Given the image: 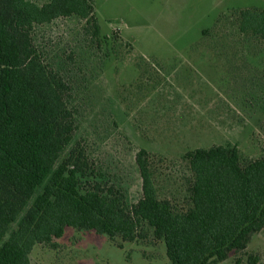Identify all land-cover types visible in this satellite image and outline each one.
Returning a JSON list of instances; mask_svg holds the SVG:
<instances>
[{
    "label": "rangeland",
    "instance_id": "374dc122",
    "mask_svg": "<svg viewBox=\"0 0 264 264\" xmlns=\"http://www.w3.org/2000/svg\"><path fill=\"white\" fill-rule=\"evenodd\" d=\"M92 2L97 36L77 15L33 31L41 58L73 87L78 112L79 128L57 166L80 142L133 204L142 196L136 157L146 150L159 198L187 210V152L233 144L246 159L264 157V33L243 30L242 18L264 12V0ZM147 233L124 242L67 228L55 247L35 246L31 264H169L164 242ZM247 252L264 264V231Z\"/></svg>",
    "mask_w": 264,
    "mask_h": 264
},
{
    "label": "trees",
    "instance_id": "16d2710c",
    "mask_svg": "<svg viewBox=\"0 0 264 264\" xmlns=\"http://www.w3.org/2000/svg\"><path fill=\"white\" fill-rule=\"evenodd\" d=\"M92 1L0 0V264H31L35 246L55 247L67 228L124 242L146 239L151 229L169 264H259L247 250L264 231V157L246 159L233 144L187 152V210L159 198L146 150L136 157L142 196L133 204L80 142L57 166L79 128L78 112L73 87L41 58L33 31L77 15L99 35ZM242 18L243 30L264 33V12Z\"/></svg>",
    "mask_w": 264,
    "mask_h": 264
}]
</instances>
